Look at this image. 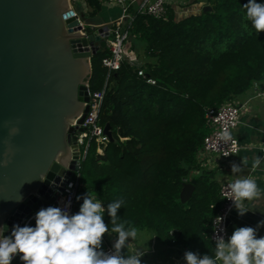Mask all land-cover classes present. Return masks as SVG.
I'll return each mask as SVG.
<instances>
[{"label": "trees", "instance_id": "obj_1", "mask_svg": "<svg viewBox=\"0 0 264 264\" xmlns=\"http://www.w3.org/2000/svg\"><path fill=\"white\" fill-rule=\"evenodd\" d=\"M201 1L209 8L181 16L168 8L163 18L136 13L131 20L128 37L143 41L147 59L140 66L152 84L125 62L105 78L106 48L90 55L87 85L90 91L104 85L97 122L108 125L111 139L101 153L91 143L73 173L78 191L101 200L109 227L108 203L123 200L121 222L150 231L169 249L167 259L176 247L200 256L214 252L210 221L222 197L215 168L196 155L207 130L203 108L234 99L264 78V31L257 34L245 21L248 0ZM84 2L88 13L100 5ZM191 181L181 201L182 184ZM27 225L34 227L35 219ZM11 264L23 261L16 255Z\"/></svg>", "mask_w": 264, "mask_h": 264}, {"label": "water", "instance_id": "obj_2", "mask_svg": "<svg viewBox=\"0 0 264 264\" xmlns=\"http://www.w3.org/2000/svg\"><path fill=\"white\" fill-rule=\"evenodd\" d=\"M83 23L80 33L69 0H0V224L7 225L6 236L29 210L45 207L75 169L81 127L70 120L80 114V122L85 112L89 56L104 46L106 34L105 24L87 17ZM103 130L111 139L107 124ZM192 186L182 184L181 201ZM87 192L75 194L73 214Z\"/></svg>", "mask_w": 264, "mask_h": 264}, {"label": "clouds", "instance_id": "obj_3", "mask_svg": "<svg viewBox=\"0 0 264 264\" xmlns=\"http://www.w3.org/2000/svg\"><path fill=\"white\" fill-rule=\"evenodd\" d=\"M243 8L244 19L252 29L257 34L264 31V3L248 0ZM72 10L77 19L81 20L77 11ZM81 21L83 23V19ZM83 25L85 27L84 23ZM220 139L224 142L231 140V133L225 129L220 134ZM229 154L233 153H226L224 156ZM262 163L264 157L256 156L252 168H258ZM247 165L248 160L242 158V164L232 163L231 171L240 173ZM228 193L225 198L230 199L238 215L243 216L251 209L248 202L260 197L264 189L260 188L255 179L243 177L228 185ZM21 201L22 198L17 200ZM123 203V200L108 203L107 213L111 218V227L103 219L105 207L101 200L90 194L84 196L83 203L75 214H69L67 208H41L35 215L34 227L14 225L8 236L4 235L7 225L0 224V264H11L16 255H19L23 264H141V257L147 248L144 251L140 248L126 255L122 252L128 248L129 238H138V229L134 226L126 227L127 222H121L117 214ZM222 220L223 217H219V223ZM261 226H264V220L259 221L256 227H236L227 240L224 236L217 235L212 255L200 256L193 251H186V264H264V236L257 237V229ZM106 233L117 236L111 252L102 250Z\"/></svg>", "mask_w": 264, "mask_h": 264}, {"label": "built area", "instance_id": "obj_4", "mask_svg": "<svg viewBox=\"0 0 264 264\" xmlns=\"http://www.w3.org/2000/svg\"><path fill=\"white\" fill-rule=\"evenodd\" d=\"M99 3H115L120 8V13L110 22H106V34L101 37L104 38V46L106 48V54L101 58V64L106 68V76L110 70L118 69L122 62L129 64L135 68V72L138 76L144 79L147 83H154V79L148 76L144 69L140 66L137 56L127 46L124 45L128 39L129 28L131 26V20L136 13H146L156 18H163L166 14L167 3L169 0H139L137 6L132 10L129 9L127 0H97ZM180 1V0H178ZM81 4H84V0H80ZM81 26L80 33H84V25L81 20H78ZM105 83V81H104ZM87 99L83 102L86 106L80 122H77L79 115L74 116L70 120L71 125H77L81 129L75 130V149L77 151L76 158H74L75 169H71V172L61 186L60 189L55 190V195L51 201L47 203L45 207L37 206L34 209L29 210L20 217V226L28 224L30 219L35 218L36 213L41 208L48 206L60 207L62 209L67 208L69 214L72 213V205L74 204V196L77 193L76 179L73 177V173L76 172L79 161L84 157L90 144H94V151L101 153L103 146L109 140L108 135L103 130V125L97 122V114L99 105L101 102L104 85L97 89L90 91L85 82ZM255 83L252 87L255 88ZM255 93L262 94V92L255 90ZM241 103L236 104L234 99H228L216 106H206L203 108V117L206 124V132L202 137L200 148L197 150L198 161L201 165L207 167H213V159L210 156L204 157L201 151L215 153L217 158L225 161L233 154L237 153L241 148V144L237 138L231 134L232 139L224 142L220 139V134L227 129L230 133L237 124L240 122ZM258 148L261 154H264V145H259ZM226 153L228 156H224ZM225 163V162H224ZM236 177L224 180L220 182L219 194L222 197L220 206L215 214L212 216L210 225L211 230L209 232V239L213 243L215 248V237L222 235L227 240L230 237L227 230V219L233 214L236 209L233 206V202L225 198L228 193V185L233 182ZM219 217H223V220L219 223ZM104 240V238H103ZM104 252L113 251V244L111 242H104L102 245ZM186 251H190L185 247H176L174 253L169 256V259L164 260V264H186L184 257Z\"/></svg>", "mask_w": 264, "mask_h": 264}, {"label": "crops", "instance_id": "obj_5", "mask_svg": "<svg viewBox=\"0 0 264 264\" xmlns=\"http://www.w3.org/2000/svg\"><path fill=\"white\" fill-rule=\"evenodd\" d=\"M138 1L139 0H127L129 9L132 10L133 8H135L137 6ZM189 1L190 0H169L166 7L167 9L171 8L173 13L176 14L179 12L180 6L185 3H188ZM188 5L191 8V12H197L199 8L204 5V3L203 1L198 0L188 3ZM88 8V11H90V6H88ZM114 11V8L111 9V11L108 12L107 18L93 21L98 23L109 22L113 20V18H111V15L112 13H114ZM131 45H133L134 48H132ZM142 45L143 41L141 39L132 40L130 37H128V41H126L125 43V46L129 47L132 51H134L135 55L137 54L136 56L139 62H143L145 61V59H147L146 56L143 54ZM247 89L245 90L246 94H244L245 91H243V94L241 93L235 97L238 98L240 102H244V106L247 105V110L240 111V122L232 130V133L234 132V136L241 144V148L238 150L237 153L233 154L231 157L223 161V164L219 167H216L215 170L221 167L223 168L225 166H230L229 168L231 169V165L233 162L237 164H242V158H246L248 160V165L243 167L242 172L238 174L236 173V175H232V178L251 177L256 180L257 184L260 186L261 189H264V163H262L258 168H252V163L256 156L264 157V154H261V151L258 148L259 145H264V78L257 82L255 88L251 87V89ZM256 89L262 92V94L257 95L255 93ZM229 168L225 171H221V174L223 173L224 175L225 173V176L228 175L226 171H228ZM225 178H228V176ZM224 180L227 179H223L222 181ZM217 181L219 183L220 180ZM248 204L251 207L250 211L245 213L243 216L238 215V213H235L227 219V230L230 236L236 227H256L259 221L264 220V193H262L260 197L254 199L253 201L248 202ZM261 236H264V226H261L257 229V237L259 238ZM114 241L115 240H110L112 244H114ZM164 248L166 249L164 250ZM164 248L161 253L162 262L167 259L166 256L169 251L167 247Z\"/></svg>", "mask_w": 264, "mask_h": 264}, {"label": "rangeland", "instance_id": "obj_6", "mask_svg": "<svg viewBox=\"0 0 264 264\" xmlns=\"http://www.w3.org/2000/svg\"><path fill=\"white\" fill-rule=\"evenodd\" d=\"M172 1H174V0H172ZM69 6L71 8H73L75 11H77L76 13L78 15H80V18L82 17L81 20L84 17H88L92 21L107 18L108 12L111 11V9H113V8L115 9V11H114V13H112L111 18L114 19L120 13V8L115 3H100L99 7L97 8V10L94 13H88L89 8H88L87 4H85V3L81 4L80 0H69ZM83 9H86V10H83ZM83 11H85V12H83ZM190 12H191L190 6L188 5V3H185V4L180 6L179 12L176 13L175 15L181 16V15H184V14H187ZM127 41H128V39H127ZM124 45H125V43H124ZM259 80H261V79H259ZM259 80H253L250 83V86H249L250 88L248 87L247 90L251 89V87L253 86L254 83H255V85H257V82ZM244 94H246V91L244 92ZM224 101H226V100H224ZM224 101H222V102H224ZM234 101L236 104L241 103L242 107H240V108L242 111L247 110V105L244 106V104H245L244 102H240V100L238 98H234ZM232 130H231V134L234 135L233 134L234 132L232 133ZM201 154L202 155L205 154L204 157L210 156L213 159V163L215 164V165H213V167L215 169H216V167H219L223 164L222 163L223 160L220 158H217L215 153L206 152L204 150V151H201ZM225 167L229 168L230 166H225ZM225 167H223V168L221 167V168L215 170V178H216V180H220L219 182H221L223 179L232 178V175H236V173H232L230 168L228 171H226L228 175L225 176V173H224V175H223V173L221 174V171H225L228 169ZM227 176H228V178H225ZM77 192H78V190H77ZM87 194H90V196L92 197L91 193H87ZM235 213H237V211H234L232 215H234ZM33 219H35V218H33ZM103 238H104V240H103L102 245H104V242L109 243L110 240H115V238H117V237L109 235L106 233ZM146 248H147V251H145V254L141 257V264H164V261L162 262V260H161L162 259V257H161L162 250L161 249H163L164 247L161 248V246L154 240L150 231H148L146 229H138V238L136 240H131V238H129L128 248L123 249L122 252L126 255V253H130V252L138 250V249H140L141 251H144V249H146ZM182 256L184 257V254ZM167 257H168V255H167Z\"/></svg>", "mask_w": 264, "mask_h": 264}]
</instances>
